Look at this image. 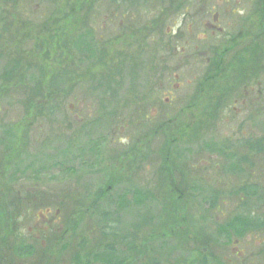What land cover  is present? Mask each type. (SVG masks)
<instances>
[{"label": "rangeland", "instance_id": "rangeland-1", "mask_svg": "<svg viewBox=\"0 0 264 264\" xmlns=\"http://www.w3.org/2000/svg\"><path fill=\"white\" fill-rule=\"evenodd\" d=\"M4 202L16 264H264V0H0Z\"/></svg>", "mask_w": 264, "mask_h": 264}, {"label": "trees", "instance_id": "trees-1", "mask_svg": "<svg viewBox=\"0 0 264 264\" xmlns=\"http://www.w3.org/2000/svg\"><path fill=\"white\" fill-rule=\"evenodd\" d=\"M92 47H93V45L89 46L87 48L92 49ZM83 48H84V45H83L81 51H83L84 55H85L86 51ZM7 68H11V67L8 66ZM18 87H20V85ZM18 87H15V89ZM42 92H43L42 89H39V94L41 95V97H42ZM0 205H1L0 206V216H1L2 207L5 206V202L0 204ZM17 207H19V206L17 205ZM8 209H10V207ZM16 211H20V208H17ZM4 212L6 214V217H8V218L12 217L11 215L7 216V210ZM15 214H16V212H15ZM18 217H19L18 215H17V218L12 217L14 223L18 222V220H19ZM262 229H264V220H260L259 218L254 217V216H252V217L249 216L248 219L243 218V217H240V218L237 217L233 223L231 222V224L228 225V227L226 228V231H228V232L232 231L233 233H235V235L241 237V236H244L245 234H247L249 232H256V231H259ZM22 240H23L22 235L19 233H10L7 236V235H5V233L2 234V232H0V243H1L0 244V264L22 263V262H26L28 259L33 258L34 255L32 254V251L36 250V249H31V247H30V248H27V249L22 251L20 248L23 246ZM63 249H65V248H63ZM106 249L111 254L112 253L115 254V250L112 247L110 248L109 245H106ZM24 252H27V253H24ZM88 255L92 257V260L90 261L91 264L98 263L99 254H97L96 250L89 249ZM77 256H75V257H77ZM75 257L73 260L75 262H78L75 259ZM83 263H84V260H83ZM83 263H81V264H83ZM44 264H48V262H45Z\"/></svg>", "mask_w": 264, "mask_h": 264}, {"label": "flooded vegetation", "instance_id": "flooded-vegetation-1", "mask_svg": "<svg viewBox=\"0 0 264 264\" xmlns=\"http://www.w3.org/2000/svg\"><path fill=\"white\" fill-rule=\"evenodd\" d=\"M170 101H172V100H170ZM183 104L181 106V111H183V109H184L183 108ZM170 105L171 104H168V108H165V110H168L169 107H170ZM165 110H163V111L166 112ZM165 116H166V113H164V117ZM248 147L251 148L249 144H248ZM239 151L242 152L241 149ZM244 151L246 152V150H244ZM231 152L232 151L230 150L229 147H228V149H225L224 152H222V153L225 154V157H226L225 160L222 162L225 166H222V167H223L224 171H226V172L227 171L231 172L230 169H229V168H231L234 171V173H232V174H237L239 171H242L245 168V164H247V165L249 164V160L250 159L249 158H248L249 160L246 159V156H245V158H235V155L234 154L230 156V153ZM227 165H229V167ZM240 167H241V169H240ZM247 169H248V167H247ZM220 175H224V174H220ZM252 185L253 184H251V186ZM238 186H239V188L238 189H234V190L240 191L242 193H244L245 190H247V191L250 190V184L238 185ZM253 187H254V185H253ZM253 197L255 198L256 196L253 195ZM262 253L264 255V252H262Z\"/></svg>", "mask_w": 264, "mask_h": 264}]
</instances>
